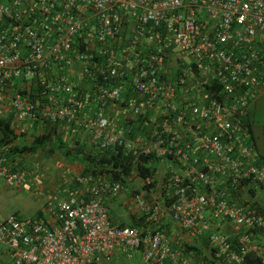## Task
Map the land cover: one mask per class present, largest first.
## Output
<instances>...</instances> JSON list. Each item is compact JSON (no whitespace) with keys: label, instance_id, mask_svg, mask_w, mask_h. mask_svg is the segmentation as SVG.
<instances>
[{"label":"built area","instance_id":"obj_1","mask_svg":"<svg viewBox=\"0 0 264 264\" xmlns=\"http://www.w3.org/2000/svg\"><path fill=\"white\" fill-rule=\"evenodd\" d=\"M263 93L264 0H0L2 113L174 173L161 198L137 170L132 191L83 169L36 217L0 218V264H264V162L245 122ZM1 147L0 181L21 190L26 158Z\"/></svg>","mask_w":264,"mask_h":264},{"label":"trees","instance_id":"obj_2","mask_svg":"<svg viewBox=\"0 0 264 264\" xmlns=\"http://www.w3.org/2000/svg\"><path fill=\"white\" fill-rule=\"evenodd\" d=\"M40 95H42L41 89L35 88L32 92V96L36 97ZM39 117L37 121L28 120L24 123L25 125H23V127H19L13 113L4 114L0 111V144L3 147L1 152L6 156L12 157L13 161H16L17 157H25L27 159V157L34 156L40 151L49 156L59 153L67 162L80 164L84 169V174L104 175L109 179L120 181L132 191L136 190V186L132 185L131 181L132 172L137 170L142 177L153 179L151 186L144 189L153 190L154 194L156 196H161V198L167 197L166 188H164L163 185L159 187L158 180L161 172L166 171L168 175L174 173L169 172V170L165 168L163 165L164 159L162 160V158H157L154 155H143L135 160L131 153H127L122 148L102 152L97 149L96 145L89 142L88 138L81 131L72 135L70 130L53 123L48 120V118L44 119ZM141 122L132 125L135 134H138L139 129L143 126L141 125ZM245 122L247 123L254 142V130L250 116H248ZM31 128L35 133L32 135L30 134V136L25 129ZM146 128H143V133L147 132ZM58 131L60 132V135H57ZM80 136H82V138H79ZM260 162H264V156H262ZM20 166L22 167V165H19L16 166V168H20ZM260 186L261 185L254 184L252 188L249 189L247 193L251 198H259ZM260 199H262L261 196ZM128 201L129 199L126 200V198L122 197L117 200V203L121 207H126V202ZM262 203V200H257L253 205L258 207L261 212H264ZM120 209L121 208L112 210V215L119 214L118 211ZM139 223L140 222H137L135 216H132L131 221L123 220L120 225L136 227L142 225ZM162 227L165 231L172 232V221L169 219L167 224ZM125 257L126 256H124V258ZM107 263L108 260L102 257H99L98 260H95L94 262V264Z\"/></svg>","mask_w":264,"mask_h":264},{"label":"rangeland","instance_id":"obj_3","mask_svg":"<svg viewBox=\"0 0 264 264\" xmlns=\"http://www.w3.org/2000/svg\"><path fill=\"white\" fill-rule=\"evenodd\" d=\"M249 113L254 130L255 146L259 153L264 156V95L258 99ZM25 166L27 168L24 167L23 170L27 182L23 189L18 191L10 189L0 181V193L3 194L0 197V199L2 198L0 200V215L17 213L26 218L36 217L48 197L52 193L59 191V188L67 183V177L71 178L83 171V167L80 164L67 162L59 153L49 156L42 151L28 157ZM49 168L51 169L49 170ZM56 170H59L60 174H56L54 172ZM57 177L59 180L56 181V187L49 185L50 182L46 181L47 178L56 179ZM32 184L33 186H31ZM5 196H8L7 199H3ZM123 209L127 210L126 207H123ZM118 263L140 264V255L131 252L125 258L121 256L119 258H111L107 264Z\"/></svg>","mask_w":264,"mask_h":264},{"label":"crops","instance_id":"obj_4","mask_svg":"<svg viewBox=\"0 0 264 264\" xmlns=\"http://www.w3.org/2000/svg\"><path fill=\"white\" fill-rule=\"evenodd\" d=\"M263 95H264V93H263ZM23 125H25V124H23ZM23 125H21L22 127H23ZM26 131H27V134H33V133H35V131L34 130H32V128L31 129H25ZM42 131V130H41ZM69 134V133H68ZM30 135V136H31ZM57 135H60V132L58 131L57 132ZM71 136V135H70ZM79 138H82V136H80ZM29 140H30V138H29ZM89 141V140H88ZM64 168V167H63ZM51 168H49V170H50ZM65 169V168H64ZM56 174H60V171L59 170H56V171H54ZM63 175V174H62ZM39 179V178H38ZM41 179V178H40ZM71 179V178H70ZM69 179V177H67V183H65V184H63L60 188H59V190L60 189H62V190H66V189H68L69 188V183H68V181L70 180ZM57 180H59V178L57 177L56 179H53V178H51V179H46V181L47 182H50V184L49 185H52L53 187H56V181ZM34 184V183H33ZM33 184L31 185V186H33ZM3 185V184H2ZM40 185V184H39ZM38 185V186H39ZM43 186V185H42ZM1 187V186H0ZM61 191V190H60ZM53 194V193H52ZM3 196V194L2 193H0V197H2ZM6 197V198H5ZM3 199H7V197L8 196H5ZM126 197V196H125ZM2 199V198H1ZM0 199V200H1ZM3 201V200H2ZM121 210H122V208H121ZM124 210V209H123ZM7 216H9V215H0V217L1 218H5V217H7ZM128 219V218H127ZM127 219H125V220H127ZM128 221H130V220H128Z\"/></svg>","mask_w":264,"mask_h":264},{"label":"clouds","instance_id":"obj_5","mask_svg":"<svg viewBox=\"0 0 264 264\" xmlns=\"http://www.w3.org/2000/svg\"><path fill=\"white\" fill-rule=\"evenodd\" d=\"M36 79V78H35ZM35 79H34V81H35ZM90 83V81H88L86 84H89ZM34 87H33V90L35 89V88H37L36 86L37 85H34V84H32ZM255 142V141H254ZM256 145V144H255ZM256 147V146H255ZM260 154V153H259ZM262 156V155H261Z\"/></svg>","mask_w":264,"mask_h":264}]
</instances>
